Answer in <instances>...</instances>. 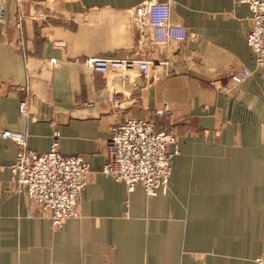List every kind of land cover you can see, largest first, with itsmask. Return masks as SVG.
<instances>
[{"label":"crops","instance_id":"obj_1","mask_svg":"<svg viewBox=\"0 0 264 264\" xmlns=\"http://www.w3.org/2000/svg\"><path fill=\"white\" fill-rule=\"evenodd\" d=\"M149 0H6L0 21V264H254L264 256V69L248 46L250 11L237 0L171 2L173 22L196 37L155 44L134 24ZM28 5L22 30L16 27ZM63 41L66 47L55 48ZM88 58L152 62L148 76L96 69ZM254 74L236 85L231 75ZM30 92L29 117L20 114ZM165 106L171 114L157 117ZM153 119L174 130L179 154L167 193L105 177L111 129ZM25 133L47 153L56 132L90 181L80 218L57 230L12 182Z\"/></svg>","mask_w":264,"mask_h":264},{"label":"built area","instance_id":"obj_2","mask_svg":"<svg viewBox=\"0 0 264 264\" xmlns=\"http://www.w3.org/2000/svg\"><path fill=\"white\" fill-rule=\"evenodd\" d=\"M6 0H0V21L6 17ZM248 6L251 29L247 42L256 56L259 69H264V0H237ZM26 3L17 13L16 27L22 30L25 21ZM134 24L139 29L149 28L155 44H184L195 41L183 22H173L171 2L149 0L138 5L134 11ZM55 48L63 49L66 43L57 41ZM96 69L128 70L137 67L143 76H148L152 62L131 59L88 58L84 62ZM248 69L231 75V81L241 85L253 76ZM25 99L20 103V114L29 117V89H23ZM171 114L165 106L156 112L157 117ZM3 139L12 140L19 151L10 166L12 182L26 190L32 206L51 214L55 229H62L70 220L80 218L79 203L90 181V166L81 156H65L59 150L61 134L56 132L51 150L40 153L29 149L25 133L5 131ZM179 154V140L174 130L160 129L153 119H129L111 129L107 144V158L101 173L114 181L126 184L131 193L136 186L144 187L148 196L167 193L170 185L172 164ZM254 264H264V256Z\"/></svg>","mask_w":264,"mask_h":264},{"label":"rangeland","instance_id":"obj_3","mask_svg":"<svg viewBox=\"0 0 264 264\" xmlns=\"http://www.w3.org/2000/svg\"><path fill=\"white\" fill-rule=\"evenodd\" d=\"M56 42H57V41H56ZM54 43H55V42H54ZM54 43H53V44H54Z\"/></svg>","mask_w":264,"mask_h":264}]
</instances>
